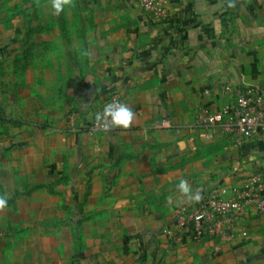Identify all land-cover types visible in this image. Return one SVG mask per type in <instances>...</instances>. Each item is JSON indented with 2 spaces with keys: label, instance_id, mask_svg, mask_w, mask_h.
Wrapping results in <instances>:
<instances>
[{
  "label": "crops",
  "instance_id": "0c3cea01",
  "mask_svg": "<svg viewBox=\"0 0 264 264\" xmlns=\"http://www.w3.org/2000/svg\"><path fill=\"white\" fill-rule=\"evenodd\" d=\"M37 3L40 14L0 16V62L23 54L45 69L41 77L57 70L55 95L35 96L38 111L28 116L65 124L69 105L75 116L68 146L51 144L52 161L39 162L54 164L52 182L62 185L26 199L23 235L12 205L0 210V264L264 262V217L253 212L229 242L162 234L174 226L177 207L197 203L180 193L181 180L202 196L264 174V133L238 142L197 122L201 107L217 112L241 88L264 92V0H231L232 7L229 0H165L160 19L137 0H72L59 16L51 0ZM65 68L72 70L66 77ZM113 91L135 113L132 124L91 134Z\"/></svg>",
  "mask_w": 264,
  "mask_h": 264
},
{
  "label": "rangeland",
  "instance_id": "374dc122",
  "mask_svg": "<svg viewBox=\"0 0 264 264\" xmlns=\"http://www.w3.org/2000/svg\"><path fill=\"white\" fill-rule=\"evenodd\" d=\"M38 1L0 0V16H7L9 12L20 14L19 16H23L26 13L40 14L41 6L37 3ZM68 8L66 7L64 12ZM80 8L81 13L88 12L87 5L82 4ZM22 26L24 25L22 24ZM65 44H67L66 41ZM23 56V54H17L10 61L0 62V196L7 199V205L3 208L6 209L12 205V208L15 209L14 220L20 223L16 227L17 235H23L24 212L30 209L31 204L26 199L35 193L40 194L46 186L51 190L57 187L55 185H62V182H57L58 184L52 182L54 176L51 177L50 171L53 167L55 170L56 166L39 162L41 156L44 157L42 161H52L47 158V156L54 155V151H51V144L56 143L61 145V147L68 146V137L70 136L68 135V130L72 128L71 122L75 116L74 110L70 111V106L72 108V105H69V110L64 118L65 124L64 121L60 123L59 119H57L58 117L55 116L44 118L34 115L35 113L30 116L27 115L29 109L34 111L33 109L35 108L31 104L38 95H41L40 93L48 96L55 95L54 90L59 86L55 85L54 82L51 83V81L59 78V76L56 75L57 70H52V78L48 76L41 77L45 69H40L39 64L34 68L31 67L33 63L25 61ZM71 71L70 68H65L64 77L68 76V73L71 74ZM41 79L45 82L50 80V82L37 86L36 83ZM31 98L32 101H30ZM106 103L107 99L102 108ZM30 106L32 107L29 108ZM62 126L67 132L59 133L64 131ZM38 127H42L41 130L44 131H41ZM57 129H60V131L57 132ZM58 136L61 138L58 139ZM41 139L42 141H40ZM58 141L59 143H57ZM41 142L44 146H42V149L40 146ZM53 148L55 149L54 146ZM60 170L62 171V169ZM40 199L41 195H37L36 200L39 201ZM62 199L66 201L65 198L61 197L60 200ZM50 208L55 207L51 206ZM6 212H2V221L7 219ZM29 214L36 213L32 210ZM69 219L72 220L70 214L68 216ZM37 231L38 228H33L32 232L36 234L38 233ZM175 264H180V262L176 260ZM253 264H264V262L257 261L253 262Z\"/></svg>",
  "mask_w": 264,
  "mask_h": 264
},
{
  "label": "built area",
  "instance_id": "2783aa9c",
  "mask_svg": "<svg viewBox=\"0 0 264 264\" xmlns=\"http://www.w3.org/2000/svg\"><path fill=\"white\" fill-rule=\"evenodd\" d=\"M137 3L146 14L154 18L166 16L165 0H137ZM208 94L205 91V95ZM110 103L124 104L122 95L116 91L110 92L105 105ZM95 115L88 129L91 134L114 129L98 124ZM197 122L204 128H220L225 135L238 142L259 137L264 133V92L256 87L241 88L235 92L234 99L217 112L201 107ZM205 137L213 139L214 134L206 133ZM237 183L238 186L220 185L210 188L196 204L177 207L174 226L163 230L162 234L178 241L184 238L232 241L238 229L244 227L250 212L264 217V174L243 177Z\"/></svg>",
  "mask_w": 264,
  "mask_h": 264
},
{
  "label": "clouds",
  "instance_id": "9594fccd",
  "mask_svg": "<svg viewBox=\"0 0 264 264\" xmlns=\"http://www.w3.org/2000/svg\"><path fill=\"white\" fill-rule=\"evenodd\" d=\"M72 0H51V8L55 16H59L66 7H70ZM233 4L229 0V7ZM135 117V113L125 104L122 103H110L104 106L102 112H98L95 115V120L98 124L103 127H129ZM178 189L180 193L188 197L189 200L199 202L201 200V195L199 191L192 193V189L189 186L187 180H181ZM7 205V199L0 196V208Z\"/></svg>",
  "mask_w": 264,
  "mask_h": 264
}]
</instances>
